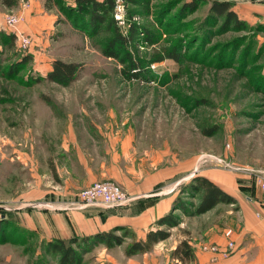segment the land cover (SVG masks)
<instances>
[{
    "label": "rangeland",
    "instance_id": "rangeland-1",
    "mask_svg": "<svg viewBox=\"0 0 264 264\" xmlns=\"http://www.w3.org/2000/svg\"><path fill=\"white\" fill-rule=\"evenodd\" d=\"M189 1L113 0L111 18L116 24L107 28L89 24L84 14H67L61 5L48 8L47 0H19L13 9L0 1V141L8 143L10 151L18 147L44 159L54 141L61 164L63 145L72 143L73 136L86 141L82 136L94 134L91 130L97 125L103 144L83 143L87 158L104 156V140L133 141L137 153L150 159L166 153L170 164L194 161V173L199 169L237 175L244 185L263 189L264 21L249 22V30L237 31L224 18L211 16L210 4L193 11L185 7ZM231 1L244 17L253 14L245 6L264 13V0ZM65 3L75 6L74 0ZM13 19L14 27H9ZM114 28L127 36L131 28L135 30L122 51L139 69L131 71L129 65L106 56ZM26 37L31 46L25 49L21 41ZM172 54L178 60L169 58ZM27 56L28 62L21 65ZM55 60L81 66L72 84L46 79ZM74 149L71 156L78 154ZM45 161H39L40 172L47 170ZM105 181L110 180L97 182ZM83 182L84 178L79 183ZM83 188L61 200L66 206L63 212L82 210L73 204ZM178 197L179 204L170 211L174 226L150 228L168 233V238L148 252L128 255L138 235L116 230L124 237L123 244L107 246L90 237L74 246L79 258L73 264H193L173 258V251L192 234L200 239L203 230L223 226L230 211L238 208L220 205L208 215H196L199 198L192 189L183 187ZM2 204L0 214L11 210ZM72 224V231H78L76 219ZM46 242L18 223L1 221L0 264H60L59 256L47 251Z\"/></svg>",
    "mask_w": 264,
    "mask_h": 264
},
{
    "label": "crops",
    "instance_id": "crops-1",
    "mask_svg": "<svg viewBox=\"0 0 264 264\" xmlns=\"http://www.w3.org/2000/svg\"><path fill=\"white\" fill-rule=\"evenodd\" d=\"M245 8L251 10L252 16H242L238 5H235L241 19L264 21V13ZM91 131L94 132H90L91 136L83 133L82 137L88 138L86 141L73 136L72 143L63 145L65 151L61 164L56 161L54 141L47 146L49 151L51 149L47 159L40 157L37 151L26 153L18 147L10 151L8 143L0 141V204L10 205L11 210L5 212L12 223L22 225L47 242L57 238L92 236L117 227H127L143 239L159 219L170 213L182 187L194 177L204 176L233 196L237 200L235 206L238 210L230 211V218L223 226L215 225L207 233V229L203 230L200 239L192 234L188 241L194 249L193 264H264V218L256 216V212L264 208V189L257 185H244L237 175L220 176L217 171L199 169L194 173V161L186 164L176 160L170 164L166 153H163V157L160 155L150 159L152 156L137 153L133 141L115 143L104 140V156L87 158L80 146L88 142L97 147L102 143L99 136L103 137L97 125ZM112 147L119 149L111 150ZM71 148L79 150L77 156L70 155ZM41 160H46V172H40ZM82 177L84 182L79 183L83 181ZM103 180L126 188L133 198L131 203L117 207L97 204L75 213L62 211L66 207L64 198L71 196L73 189L86 188ZM61 200H64V205L60 203ZM40 206L47 208L40 209ZM4 218L0 214V223ZM73 219L78 223V231H72ZM183 239L180 237L181 241ZM229 241L236 243V250L229 258L220 257L213 261L212 255L202 250L205 243L225 246Z\"/></svg>",
    "mask_w": 264,
    "mask_h": 264
},
{
    "label": "trees",
    "instance_id": "trees-1",
    "mask_svg": "<svg viewBox=\"0 0 264 264\" xmlns=\"http://www.w3.org/2000/svg\"><path fill=\"white\" fill-rule=\"evenodd\" d=\"M1 3L8 7L9 9L16 8L19 5V0H0ZM75 6L71 7L65 3V0H47V7L53 8L54 6L61 5L67 14H84L88 16L89 24H94L96 27L107 28L109 25L116 24V22L111 18L114 12V2L113 0H107L106 3H102L99 0H74ZM105 4V5H104ZM201 4H210V14L211 16L216 15L219 18H224L227 25H232L237 31H247L251 27L249 22L243 20L239 17L238 13L235 11V2L231 0H191L185 4V7L190 10H196ZM113 39L109 42L108 50L105 51L106 56L119 59L123 65H129L130 70L134 71L139 69L140 65L133 61V58L124 50L130 44V39L135 34L133 28L130 29L129 35H123V33L118 28H114ZM10 39L15 41L14 35L9 36ZM119 54H124L125 58L120 59ZM30 57H24L21 60V65L28 62ZM171 59L178 60L176 55H170ZM81 66L76 63H67L61 60H55L52 65V70L48 73L46 79L50 82H54L63 86H68L72 84L78 77L80 73ZM191 188L195 195L198 196L199 202L195 206L194 214L202 215L213 209H215L220 204L232 205L237 204V200L221 189L217 184L209 180L204 176L194 177L190 183L184 185ZM182 187V188H183ZM182 190V189H181ZM180 199L177 197L174 204H179ZM181 209L186 212V209ZM1 215L5 217L1 221H8L12 224V220L7 218V213L2 211ZM171 213L159 219L156 225H168L169 227L174 226V221H171ZM11 218V217H10ZM116 230H122L125 233L129 232L130 229L127 227H117L111 231L98 233L92 236L83 237L81 240L77 237H72L69 239H53L46 242V249L49 253L59 256L60 264H73L78 261V252L75 245L80 247V242L85 241L90 237L92 239L99 240L105 243L107 246H112L113 244L121 245L124 242V237L116 235ZM133 236L135 233H133ZM169 234L163 231H151L147 232L146 237L141 239L138 238L134 241L131 247L127 250L128 255H134L137 253H145L151 250V248L158 242L168 238ZM172 257L179 260L182 263H188L194 260V249L190 245L188 240L182 241L178 247L173 251Z\"/></svg>",
    "mask_w": 264,
    "mask_h": 264
},
{
    "label": "built area",
    "instance_id": "built-area-1",
    "mask_svg": "<svg viewBox=\"0 0 264 264\" xmlns=\"http://www.w3.org/2000/svg\"><path fill=\"white\" fill-rule=\"evenodd\" d=\"M15 22L16 19L11 20V25H9V27H14L13 23ZM21 45L25 49L29 48L31 46V41L27 37L23 38ZM261 186H263L264 189V181H261ZM77 199L78 201L73 204L74 207L83 209L86 206L96 205L99 203L108 207L122 206L129 203L132 198L119 184L111 181H105L95 182L89 187L83 189L78 194ZM256 216L261 219L264 218V208L257 211ZM202 250L210 253L212 255V260L216 261L220 257L229 258L232 256L236 250V243L234 241H229L225 246L205 245L202 247Z\"/></svg>",
    "mask_w": 264,
    "mask_h": 264
}]
</instances>
